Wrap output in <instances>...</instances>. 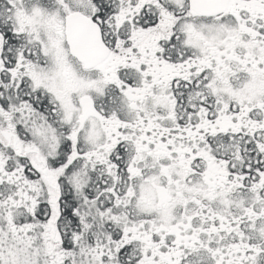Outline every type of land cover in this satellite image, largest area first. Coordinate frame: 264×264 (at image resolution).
<instances>
[{
    "label": "snow or ice",
    "instance_id": "6c2138e0",
    "mask_svg": "<svg viewBox=\"0 0 264 264\" xmlns=\"http://www.w3.org/2000/svg\"><path fill=\"white\" fill-rule=\"evenodd\" d=\"M0 264H264V0H0Z\"/></svg>",
    "mask_w": 264,
    "mask_h": 264
}]
</instances>
